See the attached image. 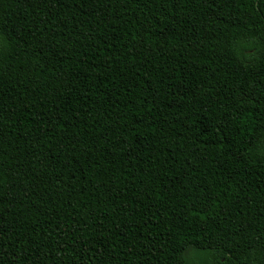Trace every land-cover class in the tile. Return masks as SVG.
Instances as JSON below:
<instances>
[{
  "label": "trees",
  "instance_id": "1",
  "mask_svg": "<svg viewBox=\"0 0 264 264\" xmlns=\"http://www.w3.org/2000/svg\"><path fill=\"white\" fill-rule=\"evenodd\" d=\"M0 264H264V0H0Z\"/></svg>",
  "mask_w": 264,
  "mask_h": 264
}]
</instances>
